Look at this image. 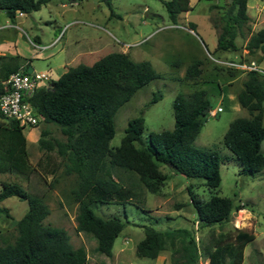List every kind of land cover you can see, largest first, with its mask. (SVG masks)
Returning a JSON list of instances; mask_svg holds the SVG:
<instances>
[{
    "label": "trees",
    "instance_id": "1",
    "mask_svg": "<svg viewBox=\"0 0 264 264\" xmlns=\"http://www.w3.org/2000/svg\"><path fill=\"white\" fill-rule=\"evenodd\" d=\"M48 1L0 0V9L13 21L18 12L36 10ZM102 1L110 4L111 0ZM247 1L227 0L216 48H238L235 38L249 17ZM163 3L174 22L181 11L191 7L189 0H163ZM245 47L249 52L264 53V25L250 34ZM2 58L0 94L8 89L5 79L11 72L19 68L27 70L20 55L7 54ZM200 64L199 59L190 62L185 77L196 78L201 72ZM262 74L255 69L246 70L238 100L249 116L230 120L223 134V143L240 160V172L249 174L264 167V153L260 150L264 138ZM159 75L149 60L133 59L123 50L110 51L90 64L78 62L69 66L57 78H49L47 84L36 86L26 95L37 113V123L39 120L52 123L64 136L46 137L49 130L42 127L37 140L41 148L54 149L64 159L65 173L75 174L76 184L71 192L78 202L77 228L91 234L96 240V250L105 255L112 254L114 239L128 219L97 214L93 203L124 205L137 196L139 185L158 191L168 177L160 168L164 164L186 176L204 178L211 191L221 180L217 150L194 144L212 109L204 88L175 95L172 128L145 133V119L139 114L128 119L120 143L110 145L117 108L135 90ZM156 98L153 96L152 101ZM23 127L17 119L0 112V173L28 176L34 169ZM0 186V201L15 195L28 205L15 222L14 240L0 242V264H88L85 248L74 247L65 228L44 222L49 207L41 195L15 181L2 180ZM188 190L201 226L221 224L229 219L232 210L246 208V202H235L232 197L214 192L204 199L191 193L190 187ZM0 212L8 214L7 207L0 204ZM143 228L144 235L136 243L135 253L154 258L168 249L170 264H200L201 256L210 264H242L244 247L254 239L253 233L236 228L233 237L219 232L200 244L190 227L156 228L146 224Z\"/></svg>",
    "mask_w": 264,
    "mask_h": 264
},
{
    "label": "rangeland",
    "instance_id": "2",
    "mask_svg": "<svg viewBox=\"0 0 264 264\" xmlns=\"http://www.w3.org/2000/svg\"><path fill=\"white\" fill-rule=\"evenodd\" d=\"M189 2L191 7L181 11L175 22L163 0H111L110 4L102 0H50L36 10L17 13L13 21L0 9V25L9 24L0 27V63L2 56L17 54L28 71H44L49 79L57 78L71 65L90 64L110 51L123 50L133 59L151 62L160 75L135 90L117 108L111 146L120 143L128 119L139 114L145 119V133L172 128V102L178 92L204 88L211 102L212 111L207 114L194 144L213 148L220 155L218 187L211 191L204 178L186 176L164 164L160 168L168 177L158 191L139 185L137 196L124 205L93 203L97 214L128 219L114 239L111 255L98 252L95 238L77 228L78 202L71 192L76 184L75 174L64 172V159L54 149L45 150L38 144L40 128L49 130L46 137L63 138L59 128L42 120L23 127L34 169L28 176L1 172L0 183L15 181L41 195L49 207L44 222L65 228L72 245L85 248L88 264H170L168 249L154 258L135 253L146 224L156 228L190 227L200 244L206 243L211 234L224 232L233 237L236 228L244 229L253 233L254 239L244 247L242 264H264V167L254 174L240 172V160L223 143L230 120L249 116L238 100L243 86L240 75H245L246 70L229 68L215 60L254 59L264 67V53L249 52L245 47L250 34L264 25V0L247 1L249 17L235 38L238 44L235 50L216 48L227 0ZM194 59L201 61V72L194 79L186 78V67ZM261 80L264 83V74ZM153 96H157L154 101ZM262 119L264 122V101ZM260 150L264 153V138ZM188 187L198 197L206 199L215 192L232 197L235 202H246V208L232 210L229 219L221 224L201 226ZM0 204L8 209V214L0 212V242L13 241L17 234L15 222L26 211L27 201L11 195ZM199 262L210 264L203 256Z\"/></svg>",
    "mask_w": 264,
    "mask_h": 264
},
{
    "label": "built area",
    "instance_id": "3",
    "mask_svg": "<svg viewBox=\"0 0 264 264\" xmlns=\"http://www.w3.org/2000/svg\"><path fill=\"white\" fill-rule=\"evenodd\" d=\"M22 14L23 12H18ZM8 23L0 25L5 27ZM219 63L230 67L243 68L245 70L255 69L264 73V67L259 66L255 60L249 62L244 59H217ZM48 75L44 71H28L19 68L10 73L7 84L8 89L0 94V112L6 117H12L23 126H31L37 123L38 117L34 108L26 99V95L41 84H47ZM212 110H210L211 112Z\"/></svg>",
    "mask_w": 264,
    "mask_h": 264
},
{
    "label": "crops",
    "instance_id": "4",
    "mask_svg": "<svg viewBox=\"0 0 264 264\" xmlns=\"http://www.w3.org/2000/svg\"><path fill=\"white\" fill-rule=\"evenodd\" d=\"M254 60V59H253ZM237 75H240V74H238L237 73ZM240 76H242L241 77V79H242V84H243V79H244V77H245V75L243 74V73H241V75ZM34 136H38V134L37 135H34ZM244 209V208H243ZM248 210V209H247ZM241 211H244V210H241ZM249 211V210H248ZM250 212V211H249Z\"/></svg>",
    "mask_w": 264,
    "mask_h": 264
}]
</instances>
